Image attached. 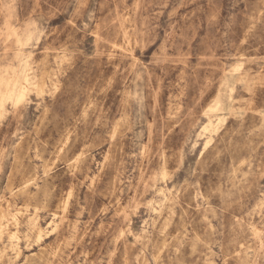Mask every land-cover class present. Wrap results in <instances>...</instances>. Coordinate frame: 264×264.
<instances>
[{"label":"rangeland","instance_id":"rangeland-1","mask_svg":"<svg viewBox=\"0 0 264 264\" xmlns=\"http://www.w3.org/2000/svg\"><path fill=\"white\" fill-rule=\"evenodd\" d=\"M0 105V264H264V0H0Z\"/></svg>","mask_w":264,"mask_h":264},{"label":"bare ground","instance_id":"bare-ground-1","mask_svg":"<svg viewBox=\"0 0 264 264\" xmlns=\"http://www.w3.org/2000/svg\"><path fill=\"white\" fill-rule=\"evenodd\" d=\"M24 89H20V91H19V93L16 95V96H14L15 97V100L17 101V100H20V102L23 100H21V97H23L24 98ZM5 96L3 97V101L5 100ZM210 122V121H209ZM211 124V123H210ZM218 126V125H217ZM9 203V202H8ZM20 214V213H19ZM4 219H5V213H4V211L2 210V211H0V235H3L4 234ZM15 221V223H18V221H19V216H17L16 217V219L14 220ZM39 221V220H38ZM54 223V222H53ZM35 229H38L39 230V238H41V236H42V227L39 225V222H37V219L35 220V222H34V225H33V230H35ZM253 232L255 233V235L256 236H258L259 235V232H258V229H257V227L255 228V225H254V227H253ZM261 236V235H260ZM18 238H19V236H18V233H16V232H11L10 233V240L15 244V247L17 248L18 247ZM262 240V239H261Z\"/></svg>","mask_w":264,"mask_h":264},{"label":"snow or ice","instance_id":"snow-or-ice-1","mask_svg":"<svg viewBox=\"0 0 264 264\" xmlns=\"http://www.w3.org/2000/svg\"><path fill=\"white\" fill-rule=\"evenodd\" d=\"M23 99V97H21V100ZM20 103V100H17L16 101V104L18 105ZM0 107H2V105H0ZM0 118H2V117H0Z\"/></svg>","mask_w":264,"mask_h":264}]
</instances>
